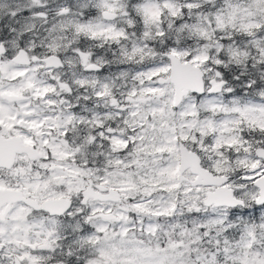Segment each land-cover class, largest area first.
Masks as SVG:
<instances>
[{
	"label": "snow or ice",
	"instance_id": "1",
	"mask_svg": "<svg viewBox=\"0 0 264 264\" xmlns=\"http://www.w3.org/2000/svg\"><path fill=\"white\" fill-rule=\"evenodd\" d=\"M0 264H264V0H0Z\"/></svg>",
	"mask_w": 264,
	"mask_h": 264
}]
</instances>
